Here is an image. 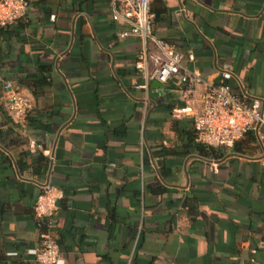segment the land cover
Segmentation results:
<instances>
[{
    "label": "crops",
    "instance_id": "0c3cea01",
    "mask_svg": "<svg viewBox=\"0 0 264 264\" xmlns=\"http://www.w3.org/2000/svg\"><path fill=\"white\" fill-rule=\"evenodd\" d=\"M151 7L185 66L216 84L228 70L264 99V0ZM121 28L108 0H34L0 37V264H38L46 183L63 192L51 230L65 264H264V126L189 152L206 85L186 98L178 84L138 88L144 43ZM4 81L29 97L30 120L7 112Z\"/></svg>",
    "mask_w": 264,
    "mask_h": 264
},
{
    "label": "built area",
    "instance_id": "2783aa9c",
    "mask_svg": "<svg viewBox=\"0 0 264 264\" xmlns=\"http://www.w3.org/2000/svg\"><path fill=\"white\" fill-rule=\"evenodd\" d=\"M33 1L0 0V28L25 17ZM108 1L112 19L122 25L118 36L121 39L138 37L144 43L134 62L136 71L144 79V83L136 85L138 88H148L154 80L164 84L160 91L166 90L167 84H178L183 88V98H186L196 86L205 84L206 91L201 97L202 111L194 118L197 138L205 145L231 147L249 132L259 134L264 126V99H248L242 92L234 90L228 82L232 76L228 70L223 71L221 82L216 84L185 66L184 54L173 43L155 34L152 0ZM3 87L7 112L14 119H24L31 109L29 97L17 90L11 81H4ZM62 196L60 189L46 183L36 198L34 209L41 229V243L28 252L35 256L38 264H65L60 244L51 230L58 200Z\"/></svg>",
    "mask_w": 264,
    "mask_h": 264
},
{
    "label": "trees",
    "instance_id": "16d2710c",
    "mask_svg": "<svg viewBox=\"0 0 264 264\" xmlns=\"http://www.w3.org/2000/svg\"><path fill=\"white\" fill-rule=\"evenodd\" d=\"M24 18V17H23ZM19 19L16 23L14 24H11V25H8L6 27H2L0 28V37L4 39V37L6 36L7 32L12 30V29H15L17 27L20 28V21L23 19ZM49 66H42V70L44 71L45 68H48ZM43 82H48L46 80H38L37 81V84H41ZM30 111L27 113L26 115V118H24V120H30V115H29ZM190 137H189V141H190V147L188 149L189 152H192L194 150H198L201 154H214L216 155L218 152H223L224 149L223 148H217V147H214V146H208V145H205L203 143H201L200 141H198V138H197V135H196V132L195 130H191L188 132ZM249 133H253L255 134L254 132H249ZM41 161H45L46 165H48V161L49 159L45 156H41ZM45 227V226H44Z\"/></svg>",
    "mask_w": 264,
    "mask_h": 264
},
{
    "label": "water",
    "instance_id": "95a60500",
    "mask_svg": "<svg viewBox=\"0 0 264 264\" xmlns=\"http://www.w3.org/2000/svg\"><path fill=\"white\" fill-rule=\"evenodd\" d=\"M153 85H154V86H157V87H159V88L164 86L163 83H161V82H159V81H157V80H154V81H153Z\"/></svg>",
    "mask_w": 264,
    "mask_h": 264
}]
</instances>
